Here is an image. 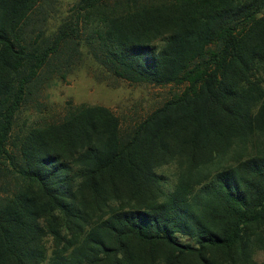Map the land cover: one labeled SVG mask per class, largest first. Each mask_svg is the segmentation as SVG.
Segmentation results:
<instances>
[{
    "label": "trees",
    "instance_id": "trees-1",
    "mask_svg": "<svg viewBox=\"0 0 264 264\" xmlns=\"http://www.w3.org/2000/svg\"><path fill=\"white\" fill-rule=\"evenodd\" d=\"M56 2L0 0V264H264V0H77L49 32ZM83 42L185 89L126 137L85 104L18 130Z\"/></svg>",
    "mask_w": 264,
    "mask_h": 264
},
{
    "label": "rangeland",
    "instance_id": "rangeland-1",
    "mask_svg": "<svg viewBox=\"0 0 264 264\" xmlns=\"http://www.w3.org/2000/svg\"><path fill=\"white\" fill-rule=\"evenodd\" d=\"M76 2L77 0H57L48 22L49 32L54 31L70 15ZM91 28L86 26L81 30L82 40L88 36ZM80 51L79 63L66 79L54 78L37 98L28 103L27 109L17 119L18 130L54 123L63 117L69 105L75 107L85 104L109 108L120 120L121 136L126 137L150 113L185 89V86L134 84L117 79L95 62L84 42ZM174 172V165L157 170L166 179V189H171L175 183ZM256 260L261 262L263 256L258 254Z\"/></svg>",
    "mask_w": 264,
    "mask_h": 264
}]
</instances>
